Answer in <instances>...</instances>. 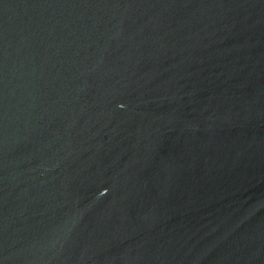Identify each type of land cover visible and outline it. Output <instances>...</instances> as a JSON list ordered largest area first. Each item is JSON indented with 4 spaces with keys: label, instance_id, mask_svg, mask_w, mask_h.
<instances>
[{
    "label": "water",
    "instance_id": "obj_1",
    "mask_svg": "<svg viewBox=\"0 0 264 264\" xmlns=\"http://www.w3.org/2000/svg\"><path fill=\"white\" fill-rule=\"evenodd\" d=\"M0 264H264V0H0Z\"/></svg>",
    "mask_w": 264,
    "mask_h": 264
}]
</instances>
